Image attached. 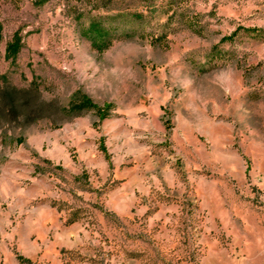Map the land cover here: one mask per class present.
<instances>
[{
    "label": "rangeland",
    "instance_id": "1",
    "mask_svg": "<svg viewBox=\"0 0 264 264\" xmlns=\"http://www.w3.org/2000/svg\"><path fill=\"white\" fill-rule=\"evenodd\" d=\"M0 264H264V0H0Z\"/></svg>",
    "mask_w": 264,
    "mask_h": 264
},
{
    "label": "trees",
    "instance_id": "2",
    "mask_svg": "<svg viewBox=\"0 0 264 264\" xmlns=\"http://www.w3.org/2000/svg\"><path fill=\"white\" fill-rule=\"evenodd\" d=\"M42 3V2H41ZM255 31V30H254ZM237 33H234L230 37L224 38V41L232 40ZM23 47L22 39L19 33H16L13 37V41L8 44L6 48V57L15 61L20 54ZM113 105L106 104L104 106L97 105L94 101L86 96L80 94L76 100L70 103L69 107L64 111L70 115H80L83 111H94L99 118V121L108 119L111 116ZM21 262H25L24 258L20 257Z\"/></svg>",
    "mask_w": 264,
    "mask_h": 264
}]
</instances>
